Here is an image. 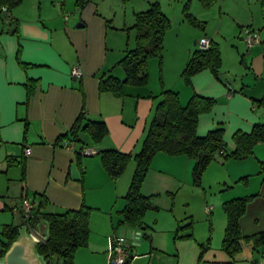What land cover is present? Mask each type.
<instances>
[{"label": "crops", "instance_id": "0c3cea01", "mask_svg": "<svg viewBox=\"0 0 264 264\" xmlns=\"http://www.w3.org/2000/svg\"><path fill=\"white\" fill-rule=\"evenodd\" d=\"M200 2L208 10L219 8L216 30L207 20L209 11L204 22L185 12L187 21L166 31L162 57L149 59L147 84L125 83L120 95L100 88L108 76L126 79L120 61L136 46L126 31L127 16L117 7L101 8L99 0L83 6L76 0H22L0 8V224H26L44 240L33 229L39 220L31 226L25 217L24 199L35 206L30 222L36 214L87 205L90 233L75 252L76 264H110L118 235L127 240L130 264H264V245L256 247L253 240H240L241 249L233 255L224 248L228 217L223 204L241 196H210L205 176L195 179L193 157L163 151L153 156L140 190L151 197L152 207L139 226L122 213L136 160L113 178L101 156L105 149L133 155L142 149L150 124L163 116L158 104L165 91L177 93L183 107L195 95L212 99L199 115L197 133L205 136L223 127L226 146L233 142V150L235 133L264 124V43L248 47L241 33L248 26L264 36V0ZM172 32L178 51L169 59L165 50ZM202 37L219 48V75L205 68L186 76ZM75 66L81 77L72 75ZM82 110L89 119L105 121L107 136L100 141L85 131L72 136ZM86 148L95 153L83 154ZM198 186L203 195L195 203ZM240 223L244 234L264 231V226L245 230L243 217Z\"/></svg>", "mask_w": 264, "mask_h": 264}, {"label": "trees", "instance_id": "16d2710c", "mask_svg": "<svg viewBox=\"0 0 264 264\" xmlns=\"http://www.w3.org/2000/svg\"><path fill=\"white\" fill-rule=\"evenodd\" d=\"M20 1L22 0H0V8L15 7ZM87 1L76 0L80 6ZM188 16L190 19L189 14ZM191 22L198 24L194 19H191ZM170 25V19L163 12L158 1L151 3L148 9L136 12L133 25L136 30V46L129 50L120 61L126 70V79L120 80L114 76H108L101 80L100 88L120 95L125 83L147 84L148 61L153 56L162 57L164 36ZM220 64L219 48L211 42L209 49H199L192 54L185 74L190 76L210 68L219 75ZM163 95L162 101L158 104V109L162 111L163 116L154 118L148 128L142 149L138 153L133 155L116 149L101 151L104 165L113 178H117L125 171L130 160H136L137 168L126 195L127 204L122 210L124 220L132 225L143 226L144 214L148 208L152 207L151 197L142 195L140 190L152 158L157 152L163 151L171 155L185 154L193 157L196 161L194 176L196 181H199L206 166L216 155L221 154V150L223 151L221 155L225 158H245L253 153L256 144L264 142V124L256 123L249 133L243 131L235 133L236 148L228 152L223 138V127L212 129L205 136L197 133L199 115L212 106V99L195 95L188 105L183 107L177 93L165 91ZM80 131L88 132L95 141L102 140L109 132L105 121L89 119L83 110L70 133L77 139ZM261 164L264 170V162ZM254 196L234 198L223 204L228 217L223 246L232 255L240 251V240H253L256 247L264 245V231L248 235L244 234L241 228V218L246 214L248 204ZM40 204H44L43 195ZM90 214L91 208L87 205L77 210L67 209L60 213H44V218L49 222L50 235L39 241L37 250L47 264H76L74 261L76 250L88 243ZM34 216V221L27 220L31 226L38 221L37 214ZM19 234V226L3 225L0 230V258L5 256Z\"/></svg>", "mask_w": 264, "mask_h": 264}, {"label": "rangeland", "instance_id": "374dc122", "mask_svg": "<svg viewBox=\"0 0 264 264\" xmlns=\"http://www.w3.org/2000/svg\"><path fill=\"white\" fill-rule=\"evenodd\" d=\"M153 1H158L161 9L169 17L171 28L172 26L176 27L182 19L187 21V15L185 14L187 11H191L199 15L200 17L198 18L202 20V22L205 20L203 17H205V14L209 11L206 16H208L207 20H209L211 28H215L216 30L219 25V8L217 7L208 10L207 8L203 7V4L200 2V0H99V3L101 8L109 6L117 7V10L121 16H124V14L127 16L126 31L131 33L132 38H134L133 46H135L136 30L133 27L135 12L146 9L149 7L150 2ZM246 1L251 3L254 0ZM243 10L247 11L246 7L243 8ZM245 28L250 27L246 26L242 29L241 33L244 42L245 39L243 30ZM170 37L171 39L169 40V43L167 42V50H165L169 51V59H171L172 56L176 57L177 55L175 54L178 51V46L175 41L176 35L174 32L171 33ZM168 46L171 47L168 48ZM164 49H166L165 44ZM226 148L228 152H231L234 148L233 142L228 141ZM262 161L264 162V142L256 144L253 149V153L245 158H225L221 154L216 155V157L206 166V169L202 174L205 176V179H207V184L203 185L204 188L210 196L213 194L214 198L216 197V200H220V198L225 195H233L236 197L255 195L249 202L247 212L243 216L245 230L249 227L263 228L264 226V170H262L261 166ZM199 189L200 190L197 191L198 195L196 196L195 203L199 202L203 195L202 188L200 187ZM208 205L211 206V203H208ZM199 225L203 226L204 230L205 228H208V226H205L203 222H201ZM2 228L3 224H0V230Z\"/></svg>", "mask_w": 264, "mask_h": 264}, {"label": "water", "instance_id": "95a60500", "mask_svg": "<svg viewBox=\"0 0 264 264\" xmlns=\"http://www.w3.org/2000/svg\"><path fill=\"white\" fill-rule=\"evenodd\" d=\"M38 220L33 229L39 236L46 239L50 235L49 222L42 215H38ZM20 234L12 243L5 256L0 258V264H47L45 258L37 250L39 237L29 232V227L23 224L19 227Z\"/></svg>", "mask_w": 264, "mask_h": 264}, {"label": "built area", "instance_id": "2783aa9c", "mask_svg": "<svg viewBox=\"0 0 264 264\" xmlns=\"http://www.w3.org/2000/svg\"><path fill=\"white\" fill-rule=\"evenodd\" d=\"M244 32V39L245 42L247 43L248 47H252L255 44L259 43H264V36L262 35L261 31L252 29V28H245L243 30ZM212 40L209 37H202L200 39V49L207 50L211 46ZM72 75L74 77H81L83 75L82 70L75 66L72 69ZM31 148H26L25 151L26 153L30 152ZM95 151L93 149H88L86 148L83 151V154L86 155H92L94 154ZM220 153L222 154L223 151L221 150ZM23 206L25 208V217L27 220L32 219V211L35 210V206L30 203L28 199L23 200ZM208 211L211 209L210 206L206 208ZM130 256H131V251L130 248L128 247V243L125 237L122 235L116 236L113 242V256L110 261V264H130Z\"/></svg>", "mask_w": 264, "mask_h": 264}]
</instances>
